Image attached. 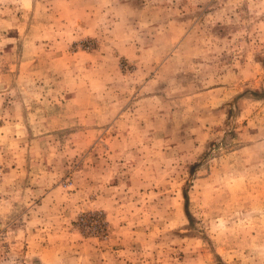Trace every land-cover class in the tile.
I'll use <instances>...</instances> for the list:
<instances>
[{
    "label": "rangeland",
    "instance_id": "rangeland-1",
    "mask_svg": "<svg viewBox=\"0 0 264 264\" xmlns=\"http://www.w3.org/2000/svg\"><path fill=\"white\" fill-rule=\"evenodd\" d=\"M0 264H264V0H0Z\"/></svg>",
    "mask_w": 264,
    "mask_h": 264
}]
</instances>
